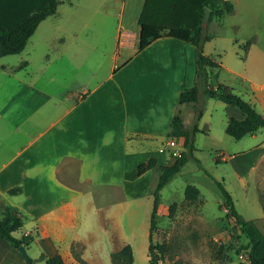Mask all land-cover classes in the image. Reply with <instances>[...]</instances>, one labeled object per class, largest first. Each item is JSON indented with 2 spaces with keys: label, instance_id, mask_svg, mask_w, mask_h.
<instances>
[{
  "label": "crops",
  "instance_id": "1",
  "mask_svg": "<svg viewBox=\"0 0 264 264\" xmlns=\"http://www.w3.org/2000/svg\"><path fill=\"white\" fill-rule=\"evenodd\" d=\"M105 1L117 10L113 17L106 11L108 3L97 13L87 1L70 3L72 27L67 30L59 10L42 21L30 39L56 24L46 44L58 46L48 47L40 64L30 53L17 66H0V217L6 209L20 214L23 226L14 236L32 238L23 246L37 264H46L41 255H60L65 264H79L78 257L105 264L106 257L128 244L121 243L126 202L140 199L145 177L153 170L160 176V166L170 163L172 155L161 144L173 117L180 113L190 128L179 96L183 86L195 84L194 46L163 38L140 50L145 0ZM47 2L0 0V27L13 26ZM98 23L99 32L90 33ZM109 25L114 28L107 32ZM193 107L197 113L199 107ZM226 110L231 112L228 122L245 118L238 107L227 104ZM197 126L212 132L208 121ZM220 156V161L237 159ZM151 158L156 159L153 168L126 178L142 172ZM251 158L243 156L251 165L258 163ZM14 188L20 191L10 193ZM31 262L19 247L0 238V264Z\"/></svg>",
  "mask_w": 264,
  "mask_h": 264
},
{
  "label": "rangeland",
  "instance_id": "2",
  "mask_svg": "<svg viewBox=\"0 0 264 264\" xmlns=\"http://www.w3.org/2000/svg\"><path fill=\"white\" fill-rule=\"evenodd\" d=\"M87 1H92L91 12L96 9L98 13L99 8L108 3L110 6L105 8L106 11L112 17L116 15L117 10L105 0H61L57 17L63 21L65 30L72 27L70 3L84 4ZM229 1L235 6L234 12L221 20L213 19L208 24V33L213 38L204 44V53L223 67L208 68V75L200 82V91L207 82L214 85L220 82L234 89V93L241 95L255 105L259 112L264 113V0ZM54 22L57 23L56 20ZM98 25L99 23L95 27L91 25L90 33H98ZM112 27L114 25L107 26V32ZM47 29L43 33L39 31L40 37H37L40 34L37 33L35 38L30 39L22 53L0 58V66H17L30 53L33 63L40 64L46 49L51 45L54 48L58 46L57 42L46 44L48 35H53L51 33H54L57 25ZM40 38L42 40L37 42ZM250 40L251 45L246 49ZM103 72H106L105 68ZM21 74L24 75L25 72ZM193 106L196 109L199 107L197 110H203L201 120L197 121V113L190 109ZM226 108V103L207 99L202 94L197 105H180L187 126L193 128L195 122L201 126L208 121L212 125V132L195 134L196 151L193 157L160 192L161 209L159 208L158 228L153 234V240L155 244H165L167 254L159 260V264H248L246 255L237 253L240 244L237 239L238 231L216 181L223 182L239 213L246 219L256 221L264 231V155L261 154L264 152V130L240 140L234 139L226 133L228 116L231 114ZM162 140L161 147L169 152L170 148L166 145L168 138L164 137ZM220 153L237 156V159L235 163L217 162L216 157ZM246 154L252 157L250 162L259 164L248 163L243 159ZM158 177L157 170L151 171L140 187L143 196L138 200H128L120 214L125 226L121 243L132 246L133 264H151L148 256L149 229ZM189 184L200 189L199 198L194 201L185 198V188ZM173 203L177 206L170 218L168 209ZM110 243L107 241L106 248L112 251ZM221 246L222 255L218 259L214 249ZM105 264H112L110 257L105 258Z\"/></svg>",
  "mask_w": 264,
  "mask_h": 264
},
{
  "label": "trees",
  "instance_id": "3",
  "mask_svg": "<svg viewBox=\"0 0 264 264\" xmlns=\"http://www.w3.org/2000/svg\"><path fill=\"white\" fill-rule=\"evenodd\" d=\"M61 0H48L44 8L30 14L28 17L18 21L9 28L0 27V58L22 53L29 39L34 35L36 29L42 21L57 13ZM211 10L209 23L214 18L221 20L225 16L234 12L235 6L229 0H145L139 24L140 41L139 49L143 50L152 42L172 38L190 43L196 51V80L192 87L183 86L179 96L180 104H197L200 100V93L207 99L221 101L228 105L238 107L245 115L244 119H231L226 127V133L236 140H240L247 135H255L260 130H264V113L259 112L255 105L244 99L241 95L225 92L224 86H217L206 83L204 89L200 91V82L205 78L208 68H220L221 65L204 53V44L210 41L213 36L208 33V27L203 26V19L207 10ZM248 41L246 49L251 45ZM26 64L23 63L22 67ZM203 110H197V121L202 117ZM200 132L197 122L193 128L186 129L184 120L180 113L176 114L171 123L168 138H183V151L179 156H171L170 163L160 166V176L154 190L153 209L150 217L148 256L151 264H159L167 254L165 244H155L153 234L158 228V208L161 202V190L181 171L188 160L193 157L195 146V134ZM217 162L221 156L217 155ZM156 159L151 158L142 172H131L126 174L128 180L139 177L143 172L153 168ZM221 191L224 203L229 209L230 216L234 220L235 229L238 231L239 241L238 254L246 255L248 264H264V231L257 225L256 221L244 218L236 208L232 195L226 189L223 182L216 181ZM20 191L19 188L10 190V193ZM200 189L192 184L185 188V198L194 201L199 198ZM176 203L169 207V217L171 218L176 210ZM23 226L20 214L9 209L4 210L0 217V238L11 242L15 247L21 245L28 246L32 242L30 236L16 238L14 233ZM244 240L246 242H244ZM222 246L213 248L220 257ZM219 259V258H218ZM39 260H44L46 264H65L60 255L47 257L41 255ZM80 264H88L78 257ZM112 264H133L134 254L130 244L124 245L119 251L111 254ZM31 264H37L33 260Z\"/></svg>",
  "mask_w": 264,
  "mask_h": 264
},
{
  "label": "built area",
  "instance_id": "4",
  "mask_svg": "<svg viewBox=\"0 0 264 264\" xmlns=\"http://www.w3.org/2000/svg\"><path fill=\"white\" fill-rule=\"evenodd\" d=\"M166 145L170 148L169 152L173 156H179L183 151V142L180 144L176 138H171Z\"/></svg>",
  "mask_w": 264,
  "mask_h": 264
},
{
  "label": "water",
  "instance_id": "5",
  "mask_svg": "<svg viewBox=\"0 0 264 264\" xmlns=\"http://www.w3.org/2000/svg\"><path fill=\"white\" fill-rule=\"evenodd\" d=\"M210 16H211V10H207L206 11V14H205V16H204V19H203V26L206 28L207 26H208V24H209V20H210ZM19 250L26 256V258L28 259V261H30L31 262V258H30V256L27 254V251H26V249H25V247L23 246V245H21L20 247H19Z\"/></svg>",
  "mask_w": 264,
  "mask_h": 264
}]
</instances>
